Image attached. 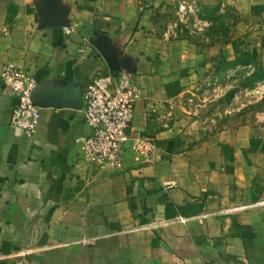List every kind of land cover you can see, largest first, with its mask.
Listing matches in <instances>:
<instances>
[{
  "label": "crops",
  "instance_id": "obj_1",
  "mask_svg": "<svg viewBox=\"0 0 264 264\" xmlns=\"http://www.w3.org/2000/svg\"><path fill=\"white\" fill-rule=\"evenodd\" d=\"M163 1L0 0V72L13 63L58 101L25 135L0 75V264H264L261 123L191 90L212 43L168 38ZM107 72L138 88L131 129L155 149L91 173L83 94Z\"/></svg>",
  "mask_w": 264,
  "mask_h": 264
},
{
  "label": "rangeland",
  "instance_id": "obj_2",
  "mask_svg": "<svg viewBox=\"0 0 264 264\" xmlns=\"http://www.w3.org/2000/svg\"><path fill=\"white\" fill-rule=\"evenodd\" d=\"M258 2L164 0L165 8L158 5L157 9L163 7L166 15L156 16V21L172 40H187L201 47L212 43V52L201 65L211 59L213 63L191 90H199L201 100L230 103L234 106L232 121L238 123L241 114L248 123H261L257 132L264 136V18L259 24Z\"/></svg>",
  "mask_w": 264,
  "mask_h": 264
},
{
  "label": "built area",
  "instance_id": "obj_3",
  "mask_svg": "<svg viewBox=\"0 0 264 264\" xmlns=\"http://www.w3.org/2000/svg\"><path fill=\"white\" fill-rule=\"evenodd\" d=\"M0 75L4 85L16 97L10 113V124L29 136L40 119V107L33 99L36 75L19 69L13 63H6ZM138 97V88L123 73H102L88 81L83 94L81 117L89 132L80 138V157L89 172L98 173L105 165L119 168L126 153H144V161L151 160L154 141L131 129ZM253 206H264V197Z\"/></svg>",
  "mask_w": 264,
  "mask_h": 264
},
{
  "label": "water",
  "instance_id": "obj_4",
  "mask_svg": "<svg viewBox=\"0 0 264 264\" xmlns=\"http://www.w3.org/2000/svg\"><path fill=\"white\" fill-rule=\"evenodd\" d=\"M33 99L35 101V104L39 107L58 105V101L54 100V98L40 97L39 99H37L35 96V90L33 92Z\"/></svg>",
  "mask_w": 264,
  "mask_h": 264
}]
</instances>
